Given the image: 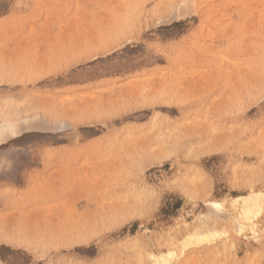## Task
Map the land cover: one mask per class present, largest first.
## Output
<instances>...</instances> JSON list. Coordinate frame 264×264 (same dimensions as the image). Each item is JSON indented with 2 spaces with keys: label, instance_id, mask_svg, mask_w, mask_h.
I'll use <instances>...</instances> for the list:
<instances>
[{
  "label": "rangeland",
  "instance_id": "rangeland-1",
  "mask_svg": "<svg viewBox=\"0 0 264 264\" xmlns=\"http://www.w3.org/2000/svg\"><path fill=\"white\" fill-rule=\"evenodd\" d=\"M0 131V264H264V0H0Z\"/></svg>",
  "mask_w": 264,
  "mask_h": 264
},
{
  "label": "bare ground",
  "instance_id": "bare-ground-1",
  "mask_svg": "<svg viewBox=\"0 0 264 264\" xmlns=\"http://www.w3.org/2000/svg\"><path fill=\"white\" fill-rule=\"evenodd\" d=\"M12 126H13V125H12ZM3 129H4V132H5V130L8 131V129H10V127L7 126V125L5 124V125L2 127V133H3ZM0 132H1V131H0ZM8 132H9V131H8ZM5 133H6V132H5ZM3 134H4V133H3ZM3 134H2V135H3ZM0 136H1V133H0ZM251 196H252V195H251ZM255 196H256V195H255ZM255 196H254V197H255ZM249 197H250V196H249ZM254 197H251V198L254 199ZM257 198H258V197H257ZM246 200H247V199H246ZM246 200L244 199L243 203H245ZM248 200H249V198H248ZM241 201H242V200H241ZM252 201H253V200H252ZM252 201H250L251 204H252ZM253 202H254V201H253ZM254 204H255V203H254ZM247 205H248V204H247ZM256 205H257V204H256ZM254 207H255V206H254ZM255 210H257V212H258L259 209H256V208H255ZM253 211H254V210H253ZM253 211H250L249 213H246V212H243V211H242V213L245 215V216H243V215L241 214V215H242V218H243V219H245L244 217L248 218V216H250V214L253 216V214H252ZM257 212H255V214H256ZM247 215H248V216H247ZM206 216H207V215H206ZM251 218H252V217H251ZM251 218H248V220L251 219ZM246 220H247V219H245V221H246ZM232 224H233V223H232ZM260 224H261V223H260ZM222 229H223V228H222ZM236 229H237V228H236ZM249 230H250V229H249ZM232 231H233V230H232ZM241 231H242V230H241ZM213 232H214V231H213ZM246 232H247V231H246ZM252 232H253V231H252ZM214 233H215V232H214ZM216 234H217V233H216ZM209 235H210V234H209ZM190 237H191V236H190ZM214 237H215V236H214ZM214 237H213V238H214ZM190 239H191V238H190ZM200 239H201V238H200ZM191 240H192V239H191ZM195 241H197V240H195ZM203 241H204V240H203ZM188 242H189V241H188ZM193 242H194V241H193ZM200 242H201V240H200ZM189 243H190V242H189ZM194 244H195V243H193V245H194ZM185 246H186V244H185ZM182 248H183V247H182ZM234 256H235V255H234ZM148 257H149V256H148ZM153 259H154V258H153ZM154 260H155V259H154ZM156 263H157V262H156Z\"/></svg>",
  "mask_w": 264,
  "mask_h": 264
},
{
  "label": "clouds",
  "instance_id": "clouds-1",
  "mask_svg": "<svg viewBox=\"0 0 264 264\" xmlns=\"http://www.w3.org/2000/svg\"><path fill=\"white\" fill-rule=\"evenodd\" d=\"M7 158L6 154H0V161L5 160Z\"/></svg>",
  "mask_w": 264,
  "mask_h": 264
}]
</instances>
